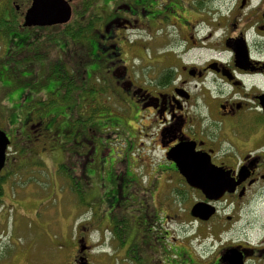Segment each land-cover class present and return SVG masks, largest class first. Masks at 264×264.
<instances>
[{
    "label": "flooded vegetation",
    "instance_id": "flooded-vegetation-1",
    "mask_svg": "<svg viewBox=\"0 0 264 264\" xmlns=\"http://www.w3.org/2000/svg\"><path fill=\"white\" fill-rule=\"evenodd\" d=\"M63 1L70 11L66 23L28 27L24 25L25 15L32 0H0V31L7 38L1 37L11 48L7 47L0 58L4 72L33 63L32 51L30 56L21 52L29 48L25 43L37 38L35 28L83 31L82 45L88 48V68L94 71L96 95L107 97L105 104L107 100L114 102L124 118L122 126L135 131L143 128L145 140L153 142L148 151L161 155L152 175L149 173L156 183L149 181L154 192H143L150 206L155 203L158 225L165 224L168 217L163 193L166 183L158 179L169 175L189 197L195 195L186 201L190 208L183 221L205 226V231H216L217 227L218 233L194 231L187 235L208 242L198 246L199 250L187 237V245L175 243V264H264V222L251 223V228L260 232L256 237L244 232L225 234L238 220L234 213L241 202L264 186V0ZM7 28L19 31L7 33ZM86 72L90 74L88 69ZM0 86L8 90L3 81ZM183 144L193 151L189 157L207 160L228 176L229 189L222 197L206 199L176 169L167 155ZM78 203L80 209L94 208L88 204L91 201ZM100 203L98 208L108 214L110 204ZM195 203L210 205L215 213L206 221L193 218L189 213ZM227 208L226 214L231 215L217 216ZM112 224L92 211L90 216L84 212L53 217L46 226L35 223L38 230L44 225L47 232L22 249L28 256L19 264H161V249L159 255L153 254V260H144L143 255L137 263L124 262L113 249ZM94 233L101 244H96ZM164 234L158 232L155 237L165 247ZM108 236L109 245L104 244ZM141 236L135 235L136 248ZM135 237L129 248L131 258L142 249L138 246L141 248L136 251ZM40 240L47 249L38 255L35 243ZM171 245L166 243V247ZM12 257L2 264L21 258V253Z\"/></svg>",
    "mask_w": 264,
    "mask_h": 264
},
{
    "label": "rangeland",
    "instance_id": "rangeland-1",
    "mask_svg": "<svg viewBox=\"0 0 264 264\" xmlns=\"http://www.w3.org/2000/svg\"><path fill=\"white\" fill-rule=\"evenodd\" d=\"M35 29H38L37 38L24 44L29 48L21 52L31 55L30 51H32L35 54L32 64L12 67L6 73L4 72L6 71L5 66L0 60L2 81L4 84H7V81L8 84L11 83L10 90L0 86V130L5 132L9 139V147L6 149L7 160L0 177V264L5 258L11 259L12 255L20 253L21 258L9 264H19L25 259L28 253H23L22 249H27L34 238L41 239L43 235L41 233L47 232L44 225L46 226L53 217H71L73 214L80 216L84 212L90 216L91 211L96 216H101L106 211L96 207L95 204L98 205V202L101 204L100 202L112 198L115 203H119L130 192L140 198L141 190L131 185L129 176L131 172H136V180L140 182L143 190L153 192L154 188L149 187L148 179L156 164L161 160L158 152L151 154L148 151V148L153 146V142L145 140L143 128L135 131L126 125L111 127L112 124H109L111 118L119 122H123L124 118L117 113L120 110L112 100H107L105 104L107 97L97 96L100 98L95 99L94 95L81 92L82 110L76 107L75 112L72 113H69L72 111L71 105L45 106L52 93H56L55 98L60 94L56 91L60 80L47 77H57L56 68L61 72L64 70L68 77L77 71L82 73L80 72L82 71L81 65L89 62L88 48L82 45L84 39L72 42L69 36H66L65 39L68 41H64L65 43L55 40L56 37H62L63 28H43L42 31L39 28ZM6 30L8 33L19 31V28H7ZM4 35L7 38V34L0 31V58L3 51L9 48V41L7 45L3 43L5 38L1 36ZM83 68L85 70L87 66ZM93 79L94 77L91 83H95ZM9 98L16 101L15 109H12L8 103ZM116 103L121 105L117 99ZM101 107L109 109L117 116L108 115ZM122 108L120 106V109ZM98 109L100 111L97 113ZM55 113H62L61 117L52 119L50 116ZM73 117L77 119L75 123L72 122ZM38 123L40 126L37 125ZM21 129L31 138H26L21 133ZM76 139H78L77 143ZM168 179L175 180L171 177ZM158 180L166 179L159 177ZM133 181L136 185L135 179ZM75 190H79V193ZM258 190L256 194L252 191L241 202L240 208L234 213L238 220L233 225L234 227L225 234L237 235L244 232L254 237L258 236L260 232L255 228L252 229L251 223L254 225L255 221L264 222V186ZM191 197L193 199L195 195ZM80 201L86 203L91 201L88 204L94 208L80 209L79 207H82L78 203ZM146 201L148 205H151L149 200ZM155 207L154 203L153 208ZM189 208L190 203L188 202H184L175 211L165 206L167 220L165 224L158 225L151 207L148 206L146 212L154 222L155 230L152 234L158 231L159 234H163L165 231L166 243H172L174 245L172 247H175L177 242L187 245L186 239L189 238L187 235L191 232L200 231L203 234L213 231H205V226L186 224L182 217ZM119 210L120 208L114 209L116 213L118 212L117 215L124 214ZM227 211L228 208L219 211L220 214L217 216L231 215L226 214ZM35 223L44 224L42 230H38ZM212 227L216 226L213 224ZM217 231L216 227V231L213 232L218 233ZM138 233L143 232L138 231ZM94 235L96 240L97 234L94 233ZM188 240L195 250H199L198 246L204 247L208 243L203 239L195 240L194 237ZM96 241V244H101L100 240ZM109 242L108 236L104 244L109 245ZM163 243L166 247V243L164 241ZM35 245L38 255L47 249L45 245H42V240ZM100 248L106 247L101 246ZM162 252L164 254L160 255L161 264H170V261L166 263L167 254L164 250ZM172 252L174 251H171L168 257L177 261V255ZM30 254L35 256V253Z\"/></svg>",
    "mask_w": 264,
    "mask_h": 264
},
{
    "label": "trees",
    "instance_id": "trees-1",
    "mask_svg": "<svg viewBox=\"0 0 264 264\" xmlns=\"http://www.w3.org/2000/svg\"><path fill=\"white\" fill-rule=\"evenodd\" d=\"M2 28H0L1 30ZM40 30H44L43 28H40ZM62 32V37H56L55 40H60L63 43H65L64 41H68L66 38V36H69V40L70 41H75L81 38V36L83 35V31H80V29H75V28H63ZM66 33V34H64ZM68 33V34H67ZM49 40V39H48ZM47 40V41H48ZM26 44V43H25ZM38 56V55H37ZM36 56V57H37ZM35 57V54H34ZM1 65V64H0ZM73 65H75V63H73ZM78 65V63L76 64ZM89 62H85L83 63V65H81V69L79 73L78 71L75 72L74 76H70L68 77L66 72L63 70L62 72L56 68V70L58 71V76L57 77H53V76H49L47 77L48 79H52V78H58L60 80V85L57 88L56 91H59L60 94L55 98V94L56 93H52L47 99V103L45 106H51V105H71L72 106V111H70L69 113L75 112V108L77 107L78 110H82V105H81V92L90 94V95H94L95 99H98L99 97H97L96 93L97 91L94 90V83H91V79H92V75H94V71H92L91 69L88 68ZM84 66H87V68L84 70ZM89 70V73L86 72V70ZM79 70V68H78ZM86 72V73H85ZM2 77H1V72H0V82L2 81ZM94 80V79H93ZM11 81V80H10ZM8 82V81H7ZM6 86L8 87V89H11V83H7ZM90 90V91H87ZM107 99V98H106ZM8 103H10V106L12 109H15V103L16 101H14L13 99L9 98L8 99ZM42 104L45 102H41ZM103 109L106 110V112L108 113V115H113V116H117L114 115L112 112H110L109 109H106L104 107H101ZM100 110H97V113ZM62 113H55L52 116H50L52 119H58L61 117ZM77 119H75L73 117V121L72 122H76ZM122 121L119 122L116 119H112L110 120L109 124H112L111 127H116L119 126L121 127ZM68 124H70V122H68ZM101 124V123H100ZM107 125V124H106ZM70 126V125H69ZM71 127V126H70ZM75 128V127H74ZM21 133L24 134L26 136V138H31L28 134L26 135L24 133V131L21 129ZM75 142H78V139L75 140ZM17 166V165H16ZM3 173V171H2ZM136 172H131L129 173L130 176V180H131V185L136 187L137 189L141 190L142 195L140 198L135 197L131 192L123 199L121 200V202L119 203H115L114 200L112 198L108 199L107 202L110 204L109 206V210L110 212L108 214L101 215V218L106 219V220H111L112 221V230H115V238L112 239V244H113V249L116 252V254H119L120 256H123V260H126L124 262H127V260H133L135 263L138 262L137 258L139 257H143L144 260H153L152 256L153 254L155 255H159L158 251L164 250L165 253L167 254L166 256V263L168 261H170V264H175V260L170 259V257H168V254L171 251H174L172 253L176 254V248L175 247H164L162 245V243L160 242L159 237H155V235H157L158 233H154V235L152 234L154 229L152 220L148 217V213L146 212L148 209V205L146 202V200L148 199V196L143 194V192L147 191V190H143L140 187V182L138 180H136ZM169 178V175H168ZM168 178H165L166 180H164V184L166 183V186L164 188V196H165V202H166V207L171 208L176 210V208H178L180 205H182L184 202L188 201L189 199V193L186 192L185 190L180 189L177 186V181L176 180H169ZM133 179H135V182L137 183L136 185L134 184ZM164 179V178H163ZM150 181V184L155 183V181L152 179L151 175H149V179H148V183ZM77 193H79V190H75ZM154 192V191H153ZM155 194V193H154ZM153 194V195H154ZM151 199V198H150ZM156 199V198H154ZM150 201V200H149ZM151 204V203H150ZM133 205L134 208H133ZM99 207V205H97V208ZM151 210L154 212V208L153 206H150ZM115 208H120L119 212L121 211L124 214L121 215H117V213L114 211ZM136 208V209H135ZM155 210L156 207H155ZM114 211V212H113ZM156 216L157 214L154 213ZM154 215V219H156V216ZM138 231H141L143 233L139 234ZM159 232V231H158ZM132 235L136 236H141L139 245H137L136 248V243H137V239L135 237V245L134 247L136 248V251L139 249V252L136 254L135 258H131V253L129 252V248L131 247V238H134ZM141 246V247H138ZM174 246V245H171ZM169 248V249H168ZM171 249V251H170ZM142 252V253H140ZM162 254H164L162 252ZM160 256V255H159ZM141 257V258H142Z\"/></svg>",
    "mask_w": 264,
    "mask_h": 264
},
{
    "label": "water",
    "instance_id": "water-1",
    "mask_svg": "<svg viewBox=\"0 0 264 264\" xmlns=\"http://www.w3.org/2000/svg\"><path fill=\"white\" fill-rule=\"evenodd\" d=\"M69 16V7L63 0H32V5L25 15L24 25L43 27L64 24ZM8 145L9 139L5 132L0 130V171L4 167ZM190 152L193 151L188 144L179 145L168 153V158L189 186L200 189L208 200L219 199L229 189L228 176L211 166L207 160L189 157ZM214 213V207L203 203L194 204L190 210L191 217L203 221ZM232 254L234 255V251ZM233 255L230 256L231 259Z\"/></svg>",
    "mask_w": 264,
    "mask_h": 264
}]
</instances>
